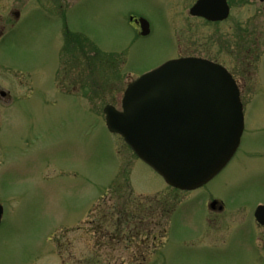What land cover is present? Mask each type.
<instances>
[{"label": "rangeland", "instance_id": "1", "mask_svg": "<svg viewBox=\"0 0 264 264\" xmlns=\"http://www.w3.org/2000/svg\"><path fill=\"white\" fill-rule=\"evenodd\" d=\"M0 2L14 8L36 1ZM64 2L72 4L56 5ZM168 6L42 0L0 42V87L12 95L0 96V264H264V229L253 215L264 204V3L252 7L253 45L238 25L224 52L214 25L184 22ZM130 10L149 18L151 35L137 34ZM238 17L245 20V11ZM66 23L97 47L81 39L72 71L71 56L61 54ZM186 25L196 32L183 46L228 67L244 105L237 152L193 191L168 186L108 130L103 112L109 103L120 108L128 82L177 52ZM70 79L72 88L64 86ZM212 198L225 209L210 221ZM152 242L157 247L138 258Z\"/></svg>", "mask_w": 264, "mask_h": 264}, {"label": "water", "instance_id": "2", "mask_svg": "<svg viewBox=\"0 0 264 264\" xmlns=\"http://www.w3.org/2000/svg\"><path fill=\"white\" fill-rule=\"evenodd\" d=\"M198 0L193 14L227 16ZM147 23H142L143 34ZM106 125L119 133L165 181L195 189L211 180L236 152L244 130L239 86L223 65L200 57L174 58L131 81L121 109L104 107ZM3 206L0 204V222ZM256 219L264 225V205Z\"/></svg>", "mask_w": 264, "mask_h": 264}, {"label": "flooded vegetation", "instance_id": "3", "mask_svg": "<svg viewBox=\"0 0 264 264\" xmlns=\"http://www.w3.org/2000/svg\"><path fill=\"white\" fill-rule=\"evenodd\" d=\"M27 1H29V0H27ZM34 1H36V2L30 6H28V4L23 3L22 5L16 6L14 8L7 6L3 2H0V42L4 41L6 38H8L11 30L15 26H17L19 23H21L25 20V17L27 16L28 12H31V10L33 11L32 8L34 7V5H37L38 7L42 5V0H34ZM255 1H257V0H214L213 3L210 4L209 6L211 8L215 7L216 10L220 14H223L224 9L227 6V16L223 19H218V20H210V19H207L206 17H204L203 15L193 14L191 12V10H192L191 8L197 2V0H193L191 3L189 2V0H183V2L181 4H177L175 0H167L168 5H169L167 8L169 9V11H172V12L174 11L176 14H179L183 18L184 22L189 21V20H194L197 22H201L203 24L214 25L215 37H217V36L223 37V39L226 40V42L221 41V43H219V45H218V47H219L218 50L220 52H224L225 48L222 44L227 45V42H228L230 45L232 44L231 46L233 47V44L235 43L234 38L236 37L237 34H239L238 30H237L238 25H240L242 27L244 26L242 31L245 33V37L248 38V41L251 42L250 46L253 45L254 29H253L252 23H253L254 15H253V8L252 7H253ZM258 1L261 3H264V0H258ZM73 2L74 1H72V3ZM62 4H65L66 8H68L71 5V4H66L65 2L60 3V4L58 3L56 5H59L60 7H62ZM29 7H31L30 10L28 9ZM238 10H239V13H238ZM242 10L245 11V15H246L245 20L240 19L238 17V15L242 13ZM128 13H129V16H128L129 22H130V24H132L136 28L138 35L145 37V38L148 37L149 35H151L152 27H151V22H150L149 18L145 17L144 14H142V13L134 12L132 10H130ZM61 16L66 21L65 13L61 14ZM170 17L172 18L171 15H170ZM243 21L245 23H241ZM147 22H148L147 33L143 34L142 33L143 32L142 23L146 24ZM64 26H65V29L63 32L64 44L62 47L61 54L63 57L71 56V65L69 67V70L72 71L75 68V63L77 60L76 59V57H77V54H76L77 40L78 39H80V40L81 39H87L88 36L83 34V33L81 35H79L78 32L71 30L67 26V23ZM224 26H227V28ZM184 32H185L186 38H184L181 41L179 40L177 42V44H175L177 52L172 56L166 57L164 60H162L160 62L154 63V65L151 68L158 66L159 64L163 63L164 61H166L168 59L178 58V57H187V56H196L194 54V51L193 52L191 51L192 49H187L186 47L183 46V42L188 39L187 36L189 34L192 35L196 32L195 27L192 25H186L184 28ZM193 48H194V46H193ZM203 49H205L204 42L198 43V51L204 52ZM248 50H249V48H248ZM227 51L229 52L228 55L235 56L234 55L236 53L235 49H231V50H227ZM198 57H202V56H198ZM203 58H205V57H203ZM73 80L74 79H70L69 82H65L67 84H64V86H66V87L68 86V87L72 88V86H73L72 81ZM57 84H58V87L61 89L63 83H62V85H60L59 81H57ZM0 96H1V98L6 99L7 101L12 100V95L10 93V90H6L2 87H0ZM206 184H204V185H206ZM204 185H202V186H204ZM194 190H196V189H194ZM189 191H193V190H189ZM258 205L259 204H256L255 208H254V212H253L254 220L256 222L257 229H260V228L264 229V226L261 225L260 223H258L255 219V209ZM208 208H209V213L211 215L210 217H208V220L211 221L212 219L213 220L219 219L218 217L222 214V212L225 209V202L223 200H220L217 198H212L208 203ZM149 247L151 249H155L157 247V243L152 242L148 245H144V248L138 254V258L142 257L141 260L144 261L145 256H146V252L147 253L150 252ZM259 251L263 252L264 249L263 248L259 249Z\"/></svg>", "mask_w": 264, "mask_h": 264}, {"label": "trees", "instance_id": "4", "mask_svg": "<svg viewBox=\"0 0 264 264\" xmlns=\"http://www.w3.org/2000/svg\"><path fill=\"white\" fill-rule=\"evenodd\" d=\"M82 41H83V40H80V39L77 40V46H78V44H80V45H82V47H83V43H82ZM93 47L96 48L95 46H93ZM99 56H100V55H99ZM96 57H97V56H96ZM101 57H102L103 59H109L108 57L104 58L103 55H101ZM89 58L91 59V57H89ZM92 60H93V59H92ZM92 60H91V62H92Z\"/></svg>", "mask_w": 264, "mask_h": 264}]
</instances>
